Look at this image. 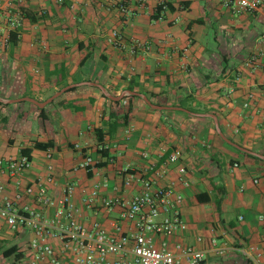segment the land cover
<instances>
[{"label":"crops","instance_id":"0c3cea01","mask_svg":"<svg viewBox=\"0 0 264 264\" xmlns=\"http://www.w3.org/2000/svg\"><path fill=\"white\" fill-rule=\"evenodd\" d=\"M161 4L166 9L157 14ZM9 9L21 17L17 33L7 25ZM112 35L150 48L130 56L108 43ZM263 35L264 5L235 15L219 0H0V156L16 157L36 142L52 144L31 150L20 188L1 171L0 186L13 197L44 180L52 165L47 193L59 199L73 184L78 224L119 237L135 233L134 225L120 218V206L108 209L103 201L118 196L129 202L141 190L136 182L123 186L128 167L182 195L178 210L187 229L168 240L171 246L202 251L205 264H264V163L217 132L264 161L258 157H264ZM141 96L163 108H151ZM129 107L128 123L109 136L108 113L122 115ZM177 150L180 158L170 163ZM86 157L95 163L89 172L79 167ZM23 202L55 219L54 208L32 197ZM32 238L0 222V264H17L2 256L9 247L28 257ZM160 242L153 236L155 246ZM49 244L72 263L74 253L58 237ZM125 260L131 264L132 256ZM117 261L109 255L108 264Z\"/></svg>","mask_w":264,"mask_h":264},{"label":"built area","instance_id":"2783aa9c","mask_svg":"<svg viewBox=\"0 0 264 264\" xmlns=\"http://www.w3.org/2000/svg\"><path fill=\"white\" fill-rule=\"evenodd\" d=\"M140 1L145 2V0ZM219 1L224 8L235 15L252 14L264 5V0ZM159 6L162 7V11L166 9L164 4ZM120 12L126 13V10L120 8ZM20 20L18 13H12L10 9L7 11V25L11 31L17 33ZM262 41L264 42V35ZM108 43L116 49L126 51L130 56L139 51H148L150 48L149 45L136 40L125 42L116 35H112ZM256 59L252 57L251 63H255ZM252 99V94H249L243 107L248 108ZM180 156L179 150L174 151L168 161L174 163ZM51 158V153H47L46 159ZM30 165L29 157L23 154L16 157L0 156V171L13 181L16 189L20 188L21 177ZM79 167L89 172L95 167V163L92 158L86 157ZM121 173L124 187L127 188L136 182L140 184L141 190L129 202L121 201L118 196L103 201L108 209L112 206H120L122 209L120 218L134 225L135 233L119 237L107 235L98 225H94L93 231L88 232L78 224L75 219L76 210L70 203L74 192L73 184L65 185L59 199H54L47 193L46 183L54 181L52 165L47 166L44 180L35 181L23 192H16L13 197L7 196L5 188L0 186V222L5 223L13 233H19L25 229L33 235L25 249L29 256L22 257L16 263L39 264L48 261L49 264H108L109 255H116L119 256V261L115 264H130L125 260V256L130 254L131 264H205V255L202 251L179 242H174L172 246L169 244L168 240L187 229L178 210L183 199L182 195L173 187H155L152 180L132 172L128 167ZM179 173L185 174V170L181 168ZM165 174L164 169L157 173L159 177ZM96 195L97 190H93L91 198ZM31 197L44 208H54L55 219H44L41 213L23 202ZM153 236L161 238L158 246L154 245ZM55 237L62 241L68 251L74 253L72 263L65 262L55 255L53 247L49 244V240ZM197 241L200 242L201 239L198 238ZM254 250L251 248L247 252L249 259L253 262L256 258L250 253Z\"/></svg>","mask_w":264,"mask_h":264},{"label":"trees","instance_id":"16d2710c","mask_svg":"<svg viewBox=\"0 0 264 264\" xmlns=\"http://www.w3.org/2000/svg\"><path fill=\"white\" fill-rule=\"evenodd\" d=\"M165 6H167V4H165ZM162 11V7L159 6L157 7L156 9V13L159 14L160 12ZM14 36V34H11V37ZM128 90L131 91V92H136L135 89L131 86L128 87ZM114 104H118L119 102H113ZM0 105H2L0 103ZM191 112H194L196 113L197 111H194V110H191ZM129 113H130V107L128 108L127 112L125 114H122V115H118L117 113H115L114 111H110L108 113V119H107V122H106V125L108 127V132L107 134L109 136H112V134L119 128V127H122V126H125L127 123H128V120H129ZM96 135H97V139L99 142H102V136L100 135V132L96 131ZM51 143H34L33 147L31 149H23L21 150V154L23 155H26V156H30V152L32 149H35V150H46L48 148L51 147ZM100 152L103 156H107V151L106 149L101 146V149H100ZM245 156H248V157H251V158H254L256 160H258L259 162L261 163H264V161L256 158V157H252L250 155H247L245 153H241ZM30 159V157H29ZM97 167L100 166V165H96ZM200 200V199H199ZM2 256L4 258H10V257H13L14 261L17 262L19 261L23 255L17 251V249L15 247H9L8 249H4L3 252H2Z\"/></svg>","mask_w":264,"mask_h":264},{"label":"water","instance_id":"95a60500","mask_svg":"<svg viewBox=\"0 0 264 264\" xmlns=\"http://www.w3.org/2000/svg\"><path fill=\"white\" fill-rule=\"evenodd\" d=\"M129 94H132V95H137V94H135V93H130L129 92ZM140 96V95H139ZM143 99H144V101L151 107V108H153V109H162L163 107H158V106H155V105H152L145 97H143V96H141ZM112 100H119L120 98H111ZM213 117V119H214V116H212ZM217 132H218V134L220 135V137L227 143V144H229V145H231V146H233V147H235L236 149H238V150H240V151H242V152H244V153H247V154H252L251 152H249V151H247V150H245V149H242V148H240V147H238V146H236V145H234V144H232L229 140H227V139H225L223 136H222V134L220 133V131L217 129ZM256 156H258V155H256ZM258 157H260L261 159H263L264 160V157H261V156H258Z\"/></svg>","mask_w":264,"mask_h":264}]
</instances>
